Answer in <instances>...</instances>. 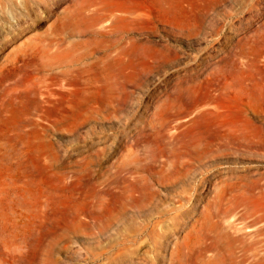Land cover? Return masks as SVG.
Listing matches in <instances>:
<instances>
[{"label":"rangeland","instance_id":"374dc122","mask_svg":"<svg viewBox=\"0 0 264 264\" xmlns=\"http://www.w3.org/2000/svg\"><path fill=\"white\" fill-rule=\"evenodd\" d=\"M0 264H264V0H0Z\"/></svg>","mask_w":264,"mask_h":264}]
</instances>
